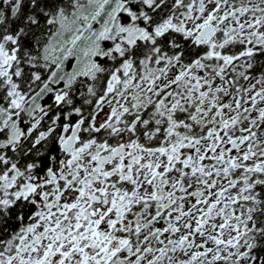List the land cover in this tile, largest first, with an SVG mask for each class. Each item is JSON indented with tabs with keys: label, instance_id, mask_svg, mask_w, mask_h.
I'll return each instance as SVG.
<instances>
[{
	"label": "snow or ice",
	"instance_id": "1",
	"mask_svg": "<svg viewBox=\"0 0 264 264\" xmlns=\"http://www.w3.org/2000/svg\"><path fill=\"white\" fill-rule=\"evenodd\" d=\"M0 264H264V0H0Z\"/></svg>",
	"mask_w": 264,
	"mask_h": 264
}]
</instances>
